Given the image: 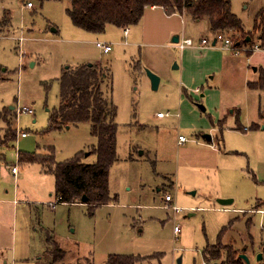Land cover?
Instances as JSON below:
<instances>
[{"label": "rangeland", "instance_id": "rangeland-1", "mask_svg": "<svg viewBox=\"0 0 264 264\" xmlns=\"http://www.w3.org/2000/svg\"><path fill=\"white\" fill-rule=\"evenodd\" d=\"M29 1L30 9L25 1L0 0V184L19 207L15 216L8 213L2 220L9 236L11 228L15 233V246L9 239L7 253L28 254L18 264H46L41 256L51 235L66 253L61 264H105L111 254L149 257L137 264H177L178 258L181 264H227L231 254L247 264L239 257L244 254L248 264H264L260 214L251 210L256 199L264 201V129L235 130L257 119L258 108L264 116V93L246 87L257 76L253 67H264V49L233 56L221 43L241 36L226 31L213 48L183 60L166 30L198 43L211 35L207 19L196 22L190 16L146 9L130 26L124 45L122 29L115 26L103 34L75 27L66 14L67 0ZM230 1L249 39L248 44L233 43L252 48L260 34L253 22L264 10V0ZM98 40L111 43L112 50L103 53ZM250 54L249 62L245 55ZM82 63L108 74L102 90L117 108V161L109 169L113 200L92 215L82 201L57 202L53 175L38 178V163L23 172L28 165L16 155L44 154L51 148L56 162L78 152L83 162H95L96 156L88 152L96 145L89 123L45 132L50 113L59 105L62 73ZM147 71L160 78L156 90ZM194 84L201 91L191 93ZM24 105L34 114H18ZM157 112L168 115L160 118ZM14 129L16 138L10 140ZM179 135L187 141L178 144ZM13 166L19 173H12ZM165 195L172 198L170 203ZM219 199L233 201L222 205ZM207 245H215L218 259H203Z\"/></svg>", "mask_w": 264, "mask_h": 264}, {"label": "trees", "instance_id": "trees-1", "mask_svg": "<svg viewBox=\"0 0 264 264\" xmlns=\"http://www.w3.org/2000/svg\"><path fill=\"white\" fill-rule=\"evenodd\" d=\"M29 0H20V2ZM39 3L45 0H37ZM69 6L66 14L71 23L86 32L101 34L107 25L130 27L141 19L144 10L149 6L162 7L167 15H188L192 19H207L213 37L226 31H233L241 36L239 41L249 43L240 20L231 11L230 0H67ZM260 32L258 43L264 47V10L256 16L254 26ZM258 45V44H257ZM259 46V45H258ZM108 74L95 64L83 63L72 68L67 67L62 73L59 83V105L52 110L45 132L61 129L67 125L89 123L90 134L96 138L89 154H94L93 163L82 161L83 154L78 152L72 159L56 162L54 151L38 154L36 152H19L18 162L42 166L45 173L54 176V194L57 202L73 203L80 201L85 195L88 198L89 214L100 205L109 204L113 197L109 190V169L117 161L116 137L118 126L115 123L116 106L102 90V84L108 79ZM248 88L264 92V72L258 80L249 82ZM1 117V113H0ZM260 118L264 116L260 114ZM5 121V120H4ZM254 126L253 128H256ZM10 140L16 138L15 129L8 134ZM224 227L223 229H225ZM46 248L41 258L46 264H61L64 262L65 251L49 235ZM220 244V243H217ZM216 244V245H217ZM221 245V244H220ZM203 258L218 259L219 253L215 245H207ZM141 257L125 254H111L105 264H137ZM227 264H240L229 254ZM67 264H80L67 263ZM215 264V263H214Z\"/></svg>", "mask_w": 264, "mask_h": 264}, {"label": "crops", "instance_id": "crops-1", "mask_svg": "<svg viewBox=\"0 0 264 264\" xmlns=\"http://www.w3.org/2000/svg\"><path fill=\"white\" fill-rule=\"evenodd\" d=\"M230 4H231V1H230ZM27 8V7H26ZM30 9V8H29ZM146 9H150V10H157V9H161L163 12H165L164 11V9L162 8V7H158V6H149V7H146L145 8V10ZM263 10V9H262ZM232 11V10H231ZM233 13V12H232ZM166 14V13H165ZM234 14V13H233ZM167 15V14H166ZM173 15H177V14H173ZM173 15H167V16H173ZM180 15V14H179ZM143 16V15H142ZM183 16H188V15H183ZM194 21H200V20H198V19H196V20H194ZM108 26H110V25H107L106 26V28H105V30H107V28H108ZM112 26H114V25H112ZM253 26H254V22H253ZM253 26H252V28H253ZM116 27V26H115ZM118 29H122V33H123V27H117ZM251 28V29H252ZM251 29H249V30H251ZM249 30H245V31H249ZM131 31H132V28H130V27H128V34L124 37V35H123V38L122 39H124V42L122 41L121 43H123L124 45L127 43V39L126 38H128L129 36H131ZM243 31H244V29H243ZM105 32V31H104ZM103 32V33H104ZM165 32V30H163L162 31V33H164ZM103 33H101V34H103ZM91 34H93V33H91ZM175 34H177V33H175V32H173L172 30H166V32H165V35H166V37H169V36H172L173 37V35H175ZM122 35V34H121ZM179 35V34H178ZM171 37V38H172ZM181 38H183V37H180L179 36V39H181ZM184 38H186V37H184ZM189 38V37H188ZM201 38H205V39H207V43H208V45L207 46H205V47H199V46H197L198 45V43H195V46H193V47H188V48H186V49H184V50H182L181 52V54H182V58L181 59H183L184 60V58H185V56L187 55V57L188 56H191V53L193 52H195V51H199V52H206V51H208L210 48H213L216 44H217V38L216 37H213V35L211 34L210 35V37H208V36H202ZM214 38H216V43H215V45H212V41H213V39ZM98 41H100V40H98ZM102 41V40H101ZM170 41V43H172L171 42V39L169 40ZM97 42V41H96ZM108 42V41H107ZM109 43V42H108ZM210 43V44H209ZM111 44V43H110ZM173 44H176V43H173ZM259 46V49L258 50H256V51H254V52H259V51H262L263 49H264V47H261L260 46V44L259 43H257ZM112 45V44H111ZM175 47V46H174ZM176 48V47H175ZM208 53V52H207ZM253 53V52H252ZM251 53V54H252ZM251 54L249 55V56H247V55H245L246 57H247V61H249L250 62V58H251ZM208 55V54H207ZM206 55V56H207ZM183 60H182V63H183ZM83 64V63H82ZM180 65H181V61H180ZM249 67H250V64H249ZM176 68H177V65H176ZM254 68L256 69V70H254ZM264 72V67L263 66H261V65H256L255 67H253V72H255L256 74H257V76H256V78L253 80V81H257L258 80V78H259V76H260V74H261V72ZM253 81H251V80H248L247 82H246V84L248 85V83L249 82H253ZM187 83V82H186ZM246 85V87L248 88V86ZM196 89H197V91H196ZM249 89V88H248ZM249 90H253V89H249ZM182 91H183V89H182ZM199 91H201V88H199V86H198V84H194V86H193V90H191V93H198ZM255 91H260V90H255ZM260 92H262V91H260ZM264 93V92H263ZM203 95V94H202ZM12 109H14V107L12 106ZM235 110V109H234ZM234 110L232 111V113H234ZM157 113H159V112H157ZM162 113V112H161ZM236 114L238 115V114H240L239 113V111L238 110H236ZM260 114H262V109L261 108H258L257 109V113H256V118L257 119H255V120H251L250 122H247L245 125H242V124H240L239 126H236V128L237 129H235V130H241L242 132H247V131H249L251 128H253L254 126H257L256 128H259L260 126H262V128L264 129V119H261L260 118ZM163 118V117H162ZM224 119L225 118H223V119H221L222 120V124H223V122H224ZM250 120V119H249ZM220 121V120H219ZM219 121H218V123H219ZM221 124V125H222ZM235 128V127H234ZM255 128V129H256ZM21 132H23V131H20V133ZM27 134V133H26ZM27 137V136H26ZM26 137H24V138H26ZM179 137V136H178ZM209 137H210V135H209ZM205 138L207 139V135H205ZM209 139H211V137L209 138ZM208 139V140H209ZM178 144H180L179 142H178ZM19 153V152H18ZM18 153L16 154L17 155V157H18ZM26 165H28V166H24L23 168H24V171L23 172H26V171H28V170H30L32 167H31V164H27V163H25ZM36 164V163H35ZM34 164H32V166H33ZM35 174L37 175V177L38 178H40V179H44L45 177H46V175L48 176V175H52V174H49V173H45L44 171H43V169H42V166L41 165H39V167H38V169H36L35 170ZM1 173V172H0ZM17 173H19V169H17ZM1 176V175H0ZM54 177V176H53ZM108 181H109V177H108ZM54 184H55V180H54V182H53V187H52V189H53V193H54ZM48 190H50V188H48ZM110 190V189H109ZM0 264H18L19 262H26L27 261V259L29 258L28 257V254H19V255H16V253L15 254H10L9 255V253H7V251H8V248L10 247V244L8 243V241H9V239H12V242H13V246H15V233L13 232V229L11 228V235L9 236V230H10V228H6V227H4L3 225H2V220H4L5 219V217H6V214H10V215H12V216H15V210H18L19 209V207L17 206V205H15V204H18V203H16L17 202V199H13V200H11V197H9V190L7 189V190H5V189H2V186H1V184H0ZM50 195H52V193L50 194ZM171 201H172V198H171ZM171 201H169V202H167V203H170ZM233 201V200H232ZM24 202V201H23ZM54 204V203H53ZM52 204V205H53ZM256 209H251L252 211H254L255 213H258V214H260V219H261V223H260V225H262V218L264 219V201H262V200H260V199H256ZM15 206H17V209H16V207ZM235 211V210H234ZM237 211H240V212H245V210H241V209H238ZM263 212V213H262ZM262 228V227H261ZM262 230V229H261ZM9 237H11V238H9ZM263 238H264V236H263ZM2 252H4V253H2ZM5 253H7V254H5ZM203 255V254H202ZM204 259V258H203ZM205 260V259H204ZM215 264H217V263H215Z\"/></svg>", "mask_w": 264, "mask_h": 264}, {"label": "built area", "instance_id": "built-area-1", "mask_svg": "<svg viewBox=\"0 0 264 264\" xmlns=\"http://www.w3.org/2000/svg\"><path fill=\"white\" fill-rule=\"evenodd\" d=\"M25 6L27 8H32L33 7V3L31 1H29V2H27L25 4ZM127 34H128V27H123V35H124V37ZM95 44H96L97 47L101 48L103 53H105V54L109 53L112 50V45L110 43H108V42L97 41V42H95ZM207 45H208L207 39L201 38L197 46L205 47ZM174 46L177 49L182 51V50H184V49H186L188 47L195 46V43H194V41L191 38L186 37V38L179 39V41L176 44H174ZM221 47L224 48L225 50H228L233 56H238V55H240L241 52H246V51L254 52V51L259 49V47L257 45H255L252 48H245L243 45L240 46L239 44H234L228 38L223 39V41L221 43ZM196 91H197V89H196ZM16 111H17L18 114H21V113H26V114H29V115H33L34 114V110L31 107L26 106V105L17 108ZM167 115H168V113H161V112L157 113V117H160V118L164 117V116H167ZM20 136L21 137H26L27 134H26V132H21ZM186 141H187V139L184 136L179 135L178 142L180 144H183ZM11 170H12V173L16 174L17 173V166H13ZM164 199H165V202L171 201V197L169 195H165ZM170 207L174 211L178 210L175 205L174 206H170V205L166 206V208H170ZM261 227H262L263 236H264V223H262ZM178 232H179V228L174 227V234H177ZM203 264H208V263L203 262Z\"/></svg>", "mask_w": 264, "mask_h": 264}, {"label": "water", "instance_id": "water-1", "mask_svg": "<svg viewBox=\"0 0 264 264\" xmlns=\"http://www.w3.org/2000/svg\"><path fill=\"white\" fill-rule=\"evenodd\" d=\"M53 31H56V29H53ZM246 40L249 41L248 38ZM178 41H179V35L178 34L173 35V37L171 38V42L172 43H177ZM215 43H216V38L213 39L212 45H215ZM175 68H176V64H175ZM254 70H256V69L254 68ZM147 75H148V77L150 79L152 89L156 90L158 88V84L160 82L159 76H157L156 74H154V73H152L150 71H147ZM199 106H200L201 110H203V111L205 110V108L202 105H199ZM10 109H12V106L10 107ZM66 128H68V126H66ZM209 138L210 137L207 135V139H209ZM86 155H88V153H86L85 156ZM80 201H82L83 203H87L88 198L85 195H83L81 197ZM231 202H232V200L219 199V203L222 204V205H226V204H229ZM239 257L244 259L247 264L249 263L247 257L244 254L239 255ZM257 258L261 259L262 255L258 254ZM177 264H181V258H178Z\"/></svg>", "mask_w": 264, "mask_h": 264}]
</instances>
